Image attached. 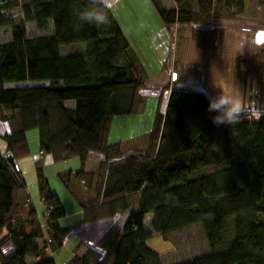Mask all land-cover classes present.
<instances>
[{"label": "trees", "instance_id": "obj_1", "mask_svg": "<svg viewBox=\"0 0 264 264\" xmlns=\"http://www.w3.org/2000/svg\"><path fill=\"white\" fill-rule=\"evenodd\" d=\"M174 1L177 9L151 0L168 29L219 18L214 0ZM99 4L0 0V28L12 29V39L0 42V120L10 127L0 134V235L6 232L0 264H56L53 252L73 231L60 224L67 212L43 176L41 160L36 164L46 206L43 220L26 192L17 159L31 153L28 132L33 129L39 133V152L54 160L81 158L80 169L60 175L76 197L72 185H83L78 188L85 192L84 199L78 197L83 224L112 219L137 202L123 230L112 225L85 254L66 264H163L148 240L197 225L203 227L209 252L176 264H264V113L254 120L243 112L235 122L216 124L212 118L219 113L209 111L211 98L204 90L168 85L167 112L161 95L147 148L110 143L114 116L140 110L150 75L108 4L103 8L107 25L77 18L78 9ZM227 4L246 5L245 0ZM27 24L39 30L51 25L53 32L28 37ZM210 36L197 44L202 47ZM74 43L86 47L60 53L61 46ZM238 61L247 64L243 57ZM239 67L244 82L253 76L247 66ZM259 70L264 74L262 65ZM93 154L101 158L88 170Z\"/></svg>", "mask_w": 264, "mask_h": 264}, {"label": "rangeland", "instance_id": "obj_2", "mask_svg": "<svg viewBox=\"0 0 264 264\" xmlns=\"http://www.w3.org/2000/svg\"><path fill=\"white\" fill-rule=\"evenodd\" d=\"M96 1L101 2V0ZM103 3L110 6L129 43L150 75V80L141 91L145 101L140 110L132 114L114 116L108 136L110 143L121 141L125 149L147 148L161 95L164 96L161 103L162 111L167 112L169 92L165 88L168 85H175L185 90L202 89L211 100L218 98L222 93L225 96H239L245 104L244 113L250 119L258 120L263 115L264 80L262 78L264 74L261 70L256 71V67L260 65L264 67V0H246V9L243 13H238L234 17H223L219 21L214 19L206 24V27L212 24L218 27L214 36L217 37V42L220 41L216 49L207 50L208 56H204L203 51L196 48L197 44L192 40L194 32L192 33L191 30L188 31L190 34H188L190 36L189 47L187 46L185 50L182 43L181 45L179 43V46L176 44V48L172 38L169 51L176 57L175 69L172 67L173 63L171 64L173 57H167L168 63L164 66L165 63L160 55L161 48L159 49L158 46L161 42L158 38L160 35L163 36L160 30L165 25L151 0H103ZM13 17L19 20L20 13L15 11ZM26 27L28 37L43 36L53 32L51 25L45 30H39L35 24H27ZM11 39L12 29L10 27L0 28V42H9ZM85 47V43L63 45L60 47V53L67 56ZM183 52H186V55L182 56ZM241 57L247 60V64L238 61ZM241 64L247 66L248 75H253L246 82L240 78L238 73ZM22 85H29V83ZM172 117H176L175 111ZM9 131V123L0 120V134ZM28 137L31 153L20 157L17 162L30 202L38 214L42 215L46 211V206L41 201L38 166L35 159V154L40 153L38 130H30ZM1 148H3L2 145ZM100 158L99 154H93L90 160L91 170L97 167V159ZM40 160L43 176L67 212L61 225L74 226L83 218L77 217L73 212L81 208L78 197L84 199L85 192L78 189L83 185L77 187L74 183L72 185L74 191L79 195L76 197L60 174L80 169L82 167L81 158L76 155L67 160H54L50 154H40ZM76 244H78L77 238L71 237L68 248L62 250L61 255L73 253ZM148 244L160 251L168 261L171 260L170 264L209 252V243L202 225L178 231L168 237L151 238Z\"/></svg>", "mask_w": 264, "mask_h": 264}, {"label": "crops", "instance_id": "obj_3", "mask_svg": "<svg viewBox=\"0 0 264 264\" xmlns=\"http://www.w3.org/2000/svg\"><path fill=\"white\" fill-rule=\"evenodd\" d=\"M214 2H215V8H216L215 12L217 15L219 14L218 15L219 19L215 18L216 21H219L220 18L227 17V16H231V17L237 16L238 13L241 14L246 9V5H245V8H243V9L238 5L228 6V4H227L228 0H214ZM163 3L166 7L170 8V9H177L178 8L177 3L174 0H163ZM217 29H218V27L214 26L213 24L208 26V27H206L205 24H186V25H180V26L173 27L172 29H168L166 26L162 27L160 32L163 34V36L160 35L158 38V40L161 42V43H159L158 47H159V49L161 48L160 55L162 57V60L165 63L164 66H166V63H168L167 57H170V58L173 57L171 64L173 63L172 67L174 69L176 68V65H177L176 57L173 56L172 52L169 51V46H170L172 38H173V41L175 43L176 48H177V45L179 46V43H180V45L182 43V44H184L182 46L184 47V50H185V48H187V46L189 47V44H188L190 42V40H189L190 34L188 32L189 30H191L192 33L194 32V34L192 35V40L194 42H196V44H197L198 38H200L202 36L204 37L207 33H211L214 35V32H217ZM172 30H174L173 33H172ZM200 31H202V34H199ZM216 38H217L216 36H213V37L210 36V39L208 37L207 41L202 42V47H200L197 44L196 48H198L199 50H202L204 53V56H206V55L208 56L209 53L207 52V50L208 49H210V50L216 49L220 44V41L217 42ZM212 39H213V41H212ZM210 41H211V43H210ZM184 55H186V52H183L182 56H184ZM183 60H184V62H186L185 59H183ZM163 69H165V67L162 68V72L164 71ZM168 95H167V97H168ZM0 143H1L0 144V147H1V145H3L1 140H0ZM40 154H44V153L40 152L38 154H35V159L40 160ZM50 156L52 157L51 154H50ZM92 158H93V155L90 156V158L87 162V169L88 170H90V160H92ZM99 160L97 159V161H99ZM86 195L88 196L89 194L87 193ZM130 207H131L130 210H128L124 214L117 215L112 219L104 220V221H100V222L87 223V224L82 223L84 221L83 219L85 218V212H84V209L82 207L80 209L76 210V212H73V214L76 215L77 217H81V218L83 217L82 218L83 221L81 220L80 222H78L77 224H75L73 226V231H72L71 236L66 239L63 246L60 249H57L53 252L52 256H53L56 264H66L75 255L85 254V252L88 248V245L95 244L107 232V230L112 225H115L120 230H123L125 225H126L127 219L130 216L131 211L133 209L137 208V202H134V204H132V206H130ZM36 212H37V210H36ZM45 213H46V211L43 212V214H42L43 216H42V215L38 214V212H37V215L41 220H43ZM41 217H43V219ZM63 219H61V221ZM61 221H60V224H61ZM5 234H6V232L4 234L0 235V239H2ZM73 236L76 237L78 240V244H76V247L72 251L74 254L73 253H66L64 255H61L62 250H65L68 248L69 239ZM162 261H163V264L172 263L171 260L168 261L164 257V255H162Z\"/></svg>", "mask_w": 264, "mask_h": 264}, {"label": "clouds", "instance_id": "obj_4", "mask_svg": "<svg viewBox=\"0 0 264 264\" xmlns=\"http://www.w3.org/2000/svg\"><path fill=\"white\" fill-rule=\"evenodd\" d=\"M101 0L100 4L93 8H82L76 12L77 18L84 23L93 24L97 27L107 25L109 17L103 8L107 7ZM245 110V104L239 96H225L224 93L210 101L209 111L219 114L214 116L216 124H228L235 122Z\"/></svg>", "mask_w": 264, "mask_h": 264}, {"label": "built area", "instance_id": "obj_5", "mask_svg": "<svg viewBox=\"0 0 264 264\" xmlns=\"http://www.w3.org/2000/svg\"><path fill=\"white\" fill-rule=\"evenodd\" d=\"M12 157V153L10 152V151H7L6 153H5V158L6 159H9V158H11Z\"/></svg>", "mask_w": 264, "mask_h": 264}, {"label": "water", "instance_id": "obj_6", "mask_svg": "<svg viewBox=\"0 0 264 264\" xmlns=\"http://www.w3.org/2000/svg\"><path fill=\"white\" fill-rule=\"evenodd\" d=\"M175 78H176V75H175Z\"/></svg>", "mask_w": 264, "mask_h": 264}]
</instances>
